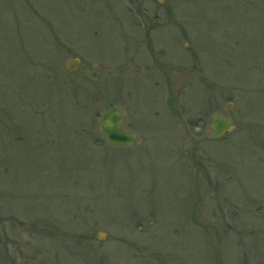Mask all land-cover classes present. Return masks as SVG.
Returning <instances> with one entry per match:
<instances>
[{
    "label": "rangeland",
    "instance_id": "obj_1",
    "mask_svg": "<svg viewBox=\"0 0 264 264\" xmlns=\"http://www.w3.org/2000/svg\"><path fill=\"white\" fill-rule=\"evenodd\" d=\"M143 17L180 49L147 104L118 62ZM0 264H264V0H0Z\"/></svg>",
    "mask_w": 264,
    "mask_h": 264
},
{
    "label": "flooded vegetation",
    "instance_id": "obj_2",
    "mask_svg": "<svg viewBox=\"0 0 264 264\" xmlns=\"http://www.w3.org/2000/svg\"><path fill=\"white\" fill-rule=\"evenodd\" d=\"M142 31L144 34L140 35H130V36H124L126 39L124 40V37H122V44L120 47V53H119V68H120V86L121 88H126V85H130V90L133 91L135 88L138 90V101L140 103H145L149 101V99L152 101V99H156L155 96V91L154 90V82L156 81V85L159 86L161 85V81L163 80L162 76L165 78V86L166 89L171 90L174 89L175 83L174 80L175 77L173 76V68L174 64H171L169 60L163 61L161 60L160 57L155 56L154 52H158L159 49H163L164 46L168 49V55L170 54L171 56L174 53L180 54V49L176 45L174 46V41L172 39L166 40V41H161L159 39L165 38V37H158L156 35H152V33L155 29L156 24L158 23V19L155 18L154 20H148L145 19L144 17L140 20ZM169 24H165L161 29L162 32H166ZM171 27H173L171 25ZM166 30V31H165ZM156 31V30H155ZM160 43H159V41ZM183 40L178 39L176 43H182ZM162 43V44H161ZM190 44L184 41V46L187 48ZM177 49V50H176ZM182 50H184L182 48ZM78 60V59H74ZM80 62V61H79ZM131 71V72H130ZM156 72L150 74L149 72ZM159 72L160 74H157ZM181 73L180 71H178ZM156 77V78H155ZM158 77H160V80H158ZM185 79V75L183 78ZM143 98H146V101L143 100ZM170 103V106H178L180 101V97L178 96L177 99L174 101V98L172 97L171 99H168ZM121 111V110H120ZM124 114V122L126 119V115L123 111H121ZM122 124V128L125 132H128L135 137V143L137 142L138 135L135 132L125 130V124ZM134 143V144H135ZM133 146V145H132ZM131 147V146H129ZM127 147L125 146L124 149Z\"/></svg>",
    "mask_w": 264,
    "mask_h": 264
},
{
    "label": "water",
    "instance_id": "obj_3",
    "mask_svg": "<svg viewBox=\"0 0 264 264\" xmlns=\"http://www.w3.org/2000/svg\"><path fill=\"white\" fill-rule=\"evenodd\" d=\"M68 67L70 69H75L78 65V61L69 60ZM232 104H226V110H230ZM101 126L100 131L105 137V139L114 145H132L134 143L135 137L130 133H126L122 130V122L124 120V115L120 112L118 108H111L105 111L101 116ZM232 120L226 114L219 113L215 115L211 124V135L215 138H219L231 131ZM102 239V236H99Z\"/></svg>",
    "mask_w": 264,
    "mask_h": 264
}]
</instances>
